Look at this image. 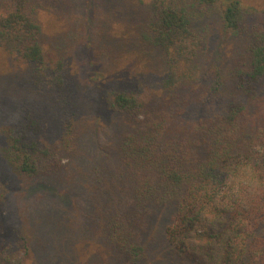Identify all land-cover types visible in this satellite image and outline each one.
I'll return each mask as SVG.
<instances>
[{
	"label": "trees",
	"instance_id": "1",
	"mask_svg": "<svg viewBox=\"0 0 264 264\" xmlns=\"http://www.w3.org/2000/svg\"><path fill=\"white\" fill-rule=\"evenodd\" d=\"M3 2L0 65L13 67L11 108L0 113L6 157L26 177L56 176L70 150L50 143L44 128L66 122L64 60L59 46L42 43L31 13L43 0ZM194 2L217 7L225 31L250 33L246 54L226 80L207 79L198 63L207 43L187 9L152 0L142 13L146 40L162 52L165 69L150 71L139 55L131 65L134 89L114 93V110L129 127L92 170L91 206L100 237L121 263L147 259L154 211L174 205L165 229L169 259L264 264V25L249 24L238 0ZM24 246L26 255V239ZM10 253L0 264H27Z\"/></svg>",
	"mask_w": 264,
	"mask_h": 264
},
{
	"label": "rangeland",
	"instance_id": "2",
	"mask_svg": "<svg viewBox=\"0 0 264 264\" xmlns=\"http://www.w3.org/2000/svg\"><path fill=\"white\" fill-rule=\"evenodd\" d=\"M151 1L43 0L31 10L42 43L60 47L68 94L66 122L59 127L48 122L44 133L50 143L70 153L56 176L29 178L8 162L6 138L0 135V261L12 259L13 252L27 264H125L99 235L102 221L93 211L88 188L93 168L114 151L119 134L129 127L126 117L114 110L112 98L134 89L131 65L140 55L150 71L165 69L162 52L150 49L146 40L142 13ZM166 1L187 9L192 29L207 43L198 60L201 72L209 80L217 75L226 80L246 54L250 33L225 31L217 7H198L194 0ZM238 1L249 24L264 25V0ZM4 7L0 0V9ZM9 67L0 65L2 115L11 108ZM0 128L7 126L0 123ZM174 212V205L154 211L146 235L148 257L138 264H180L169 259L165 240Z\"/></svg>",
	"mask_w": 264,
	"mask_h": 264
}]
</instances>
